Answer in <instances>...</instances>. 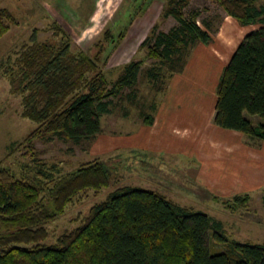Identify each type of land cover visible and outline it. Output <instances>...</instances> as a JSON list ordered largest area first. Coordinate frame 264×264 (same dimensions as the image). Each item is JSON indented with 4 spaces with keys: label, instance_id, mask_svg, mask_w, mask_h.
<instances>
[{
    "label": "trees",
    "instance_id": "16d2710c",
    "mask_svg": "<svg viewBox=\"0 0 264 264\" xmlns=\"http://www.w3.org/2000/svg\"><path fill=\"white\" fill-rule=\"evenodd\" d=\"M212 1L239 24L258 26L243 37L222 70L213 122L264 141V0ZM162 2V17L172 16L179 25L165 32L155 24L141 43L144 57L127 62L114 80L101 66L104 48L94 55L73 51L70 33L56 22L53 39L39 41L34 32L14 59L2 61L1 74L9 79L13 93L21 94V115L37 124L25 139L31 148L34 139L75 144L93 140L102 131V116L113 113L112 99L123 96V89L131 88L125 100L135 104L140 76L164 82L182 71L199 42L212 41L210 21L202 27L199 11L185 16L191 0ZM5 18L14 20L0 8V36L7 29ZM105 33L106 41H114ZM148 58L158 62L142 68ZM149 105L151 111L146 104L140 110L147 125L158 107L155 100ZM58 172L55 165L42 163L32 177H18L0 167V264H264V242L230 240L220 220L131 185L115 188L94 203L78 225L46 244L47 225L82 192L112 185L106 161L99 158ZM249 197L235 195L225 204L235 210ZM211 238L225 249L214 250Z\"/></svg>",
    "mask_w": 264,
    "mask_h": 264
},
{
    "label": "rangeland",
    "instance_id": "374dc122",
    "mask_svg": "<svg viewBox=\"0 0 264 264\" xmlns=\"http://www.w3.org/2000/svg\"><path fill=\"white\" fill-rule=\"evenodd\" d=\"M0 8H6L14 19H3L7 29L0 36V64L9 56L14 59L22 46L30 44L34 32L39 41L53 39V23L56 22L70 33L73 51L84 50L94 55L100 46L104 48L101 66L109 80L116 79L127 62L144 57L146 50L141 43L151 34L155 24L159 26L158 31L165 32L179 25L172 16L162 17V0H0ZM193 11H199L198 22L202 27L205 20L211 22L208 31L213 39L225 12L223 8L212 0H191L185 8V16L190 17ZM105 31L114 41L104 39ZM157 62L148 58L142 68ZM169 80L168 77L156 84L140 76L135 87L138 99L135 104L125 100L131 88L123 89V96L112 99L115 104L113 113L102 116L103 131H112L116 136L127 134L125 131L131 128L129 131L133 132V127L142 120L141 104L147 107L154 100L158 104ZM22 109L21 94L13 93L9 79L0 72V167L18 177H32L42 163L49 167L55 165L58 173H63L99 158L106 161L111 174V186L99 192H82L63 215L47 225L50 236L44 241L46 244L73 229L94 203L102 201L121 185L157 191L179 205L192 207L220 220L222 232L230 240L252 244L264 242L262 191L244 192L249 194V200L234 210L226 206L227 199L218 196L215 199V194L196 181V165L184 155L154 158L139 155L137 158L135 147L131 148L133 150L120 147L100 153L98 147H94L96 152L93 150L94 140L75 144L56 138L50 141L34 139L31 148L25 139L37 124L23 117ZM124 110L128 111L127 116L123 114ZM210 245L214 250L225 249V245L212 238Z\"/></svg>",
    "mask_w": 264,
    "mask_h": 264
},
{
    "label": "crops",
    "instance_id": "0c3cea01",
    "mask_svg": "<svg viewBox=\"0 0 264 264\" xmlns=\"http://www.w3.org/2000/svg\"><path fill=\"white\" fill-rule=\"evenodd\" d=\"M254 26L258 27L241 25L224 12L212 41L198 43L182 71L170 78L153 122L147 125L141 120L133 132L131 128L121 136L102 128L93 139V150L98 147V152L107 153L135 147L137 158L184 155L196 165V181L215 199H231L244 192L264 194V141L213 122L222 70Z\"/></svg>",
    "mask_w": 264,
    "mask_h": 264
}]
</instances>
